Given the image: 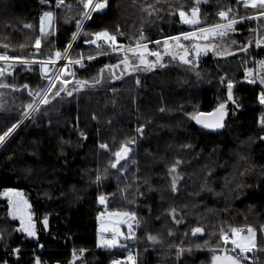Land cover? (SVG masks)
I'll return each instance as SVG.
<instances>
[{"label": "trees", "instance_id": "obj_1", "mask_svg": "<svg viewBox=\"0 0 264 264\" xmlns=\"http://www.w3.org/2000/svg\"><path fill=\"white\" fill-rule=\"evenodd\" d=\"M204 1L108 0L105 9L83 20L73 40L84 11L79 0H64L71 9L57 7L56 0H0V51L45 60L67 50L70 59L83 58L84 67H71L75 77L68 79V88L77 80L91 83L105 65L123 59L122 52H112L103 41L97 42L99 51L87 43L95 32L107 30L116 35L118 45L135 46L141 32L142 43L190 32L193 27L180 20L181 10L191 14L198 8L199 27L226 22L218 13L229 9V19L244 18L223 38L226 45L237 41L230 45L232 54L210 51L201 56L198 67L167 55L166 66L119 79H109L105 69L103 81L95 87L86 86L72 96L62 92L59 103L41 105L30 118L22 117L33 99L29 90L48 84L39 65L20 64L14 74L0 76V83L12 86L0 88V134L19 123L0 144V264H130L129 254L136 264H210V249H232L224 245L221 229L231 235V228L238 227L258 230V244L250 254L264 264V103L260 101L264 42L256 46V40L264 37V15L253 18L264 9L252 8L245 0ZM45 12H52L54 20L41 34ZM242 47L247 51H241ZM89 55L95 58L88 60ZM129 59L134 61L133 56ZM123 67L114 70L117 75ZM229 82L233 102L228 99ZM60 86L57 83L56 88ZM220 104L226 113L223 129H205L193 119L197 114L215 115ZM141 126L143 136L136 132ZM130 138L136 140L133 151L128 161H121L127 171L118 172L110 167L111 152ZM102 143L109 149H101ZM186 144L192 147H183ZM177 159L182 161L178 167L182 179L173 192L168 168ZM98 169L99 183L95 180ZM205 179L212 192L201 191ZM237 184L242 185L239 191ZM10 189L22 192L29 202L35 235L19 230L21 223L12 217L9 200L3 197ZM173 208L176 219L182 217L179 224L170 215ZM124 211L135 212L140 221L139 226L134 222V238H125L128 224H116L125 231L118 245L102 246L103 216ZM195 227H202L203 233L192 235ZM148 234L159 243L149 241ZM178 248L185 251L178 255ZM15 249L20 252L18 258ZM216 254L223 252L218 249Z\"/></svg>", "mask_w": 264, "mask_h": 264}, {"label": "snow or ice", "instance_id": "obj_2", "mask_svg": "<svg viewBox=\"0 0 264 264\" xmlns=\"http://www.w3.org/2000/svg\"><path fill=\"white\" fill-rule=\"evenodd\" d=\"M247 4H250L252 8H256L258 5L260 8L264 9V0H246ZM79 3L83 6V13H82V20H78L76 22V28H77V33L73 35V40L77 38L79 35L80 29L82 27V22L83 20L90 19L92 16L93 12L96 11H102L107 7L108 0H97V2L94 3V0H79ZM197 3H199V0H197ZM56 6H64L67 7L68 9H71V5H64V0H56ZM229 9L228 11H220L218 13L219 17L226 21V23H216L211 25L210 27H201L199 29L198 34L197 33H192V32H187V33H182L181 35L183 36L184 39H203V40H211L214 39L215 37H226L228 36L229 33L235 31V25L238 23V20L233 17L229 19ZM197 13H198V8L194 7L192 9V14L191 18H189L186 13L181 10L179 12L180 20L184 24H198L199 20L197 19ZM151 15V13H149ZM259 15H264V12H261ZM253 18H258V17H253ZM244 19V18H241ZM54 16L52 12H45L43 14V17L41 18L40 22V32L41 34H46V29L50 28L53 24ZM122 35V33H119ZM92 39L87 41V43L95 45L97 50H101V44L97 43L98 41H103L104 44L108 46V48L112 52H122L123 53V59L116 65H105L104 68H102L98 74L97 77H94L91 83L86 80H77L76 84L72 88H68L67 85L71 83L70 80L65 79V76L69 77H75V72L67 71V68L71 65L74 64H79L80 67H84V64L82 62L83 58L81 59H68V64L65 65L64 67H61L59 69L54 68L52 70V75L49 76V64L55 65L56 61L67 59L69 57V52L65 50V52L62 54L61 52L57 51L55 53V58L49 56L47 60L44 61H30L28 59H24L22 61L23 64L26 65H31V63H39V66L42 70V72L45 75V78L48 80V84L46 87L38 90H29V94L33 97L31 102H29L26 107L28 111L22 113L23 118H30L33 113L39 112L41 105H50L52 104V101H56L59 103L57 100L58 97H61V93L64 92L67 96H72L73 92L80 91L84 87H95L97 84L101 83L104 79V72L105 69L108 70V78L109 79H119L123 77L125 74H131L133 72H140V71H151L154 70L157 66H166L163 63V55H168L172 60H176L177 58L185 65H191L193 67H198V64L196 63L199 60V57L203 55H207L209 51L215 52L217 55H228L232 54L230 51V45H235L237 43L236 40H231L229 42V45H226L221 39L218 42H212V43H207V44H195L191 48L184 47L180 43V36L177 37H170L168 39L174 40L175 44L172 45L171 47L168 44V40L164 41V50L163 54L160 51H149L147 44H141L140 40L145 39L143 33L141 32L140 39L137 40L136 45L133 46H124V45H118L116 41V35L110 34L109 31L107 30H102L95 32L93 34ZM156 45H160V41H155L154 42ZM261 41L259 39L256 40V46H260ZM252 44V41L248 42V46L250 47ZM35 46L37 49L40 47V39H37L35 41ZM7 47V45H5ZM72 47L71 44L67 46L68 49ZM241 51H247L246 47H242L240 49ZM129 53L132 54L134 57V61L129 59ZM190 53H194L193 59H189ZM154 56L156 59L155 60H149L148 56ZM94 56L89 55L87 57L88 60L94 59ZM19 58L17 57H11L7 54H0V61H15ZM123 64V69L120 71L119 75L116 74L114 71L117 68H120V65ZM14 66L13 63H9L8 67L12 68ZM260 69L264 71V61L260 62ZM251 74V72L249 73ZM4 75V68L0 67V76ZM262 84H264V78L261 79L260 81ZM57 83H59L61 86L59 88H56ZM137 83L139 84V80L137 79ZM12 87L11 85L5 84V83H0V88H9ZM24 88H28L27 85L23 86ZM232 83L229 82L227 84V93H228V99L232 100ZM55 89V91H53ZM260 101L261 103H264V93L261 94L260 96ZM54 106V105H53ZM225 105L220 104L219 108L216 110V113L214 115V118L208 119L203 116V114H197L193 116V119L196 121L197 124L203 126L205 129H223L224 128V123L223 119L224 116L226 115L225 111ZM163 111V109H161ZM95 118V117H94ZM262 124H264V120L261 121ZM19 127V123L17 124H12L11 127H8L6 131L3 132V134H0V144H3L6 140V138L10 137L15 130ZM136 132L138 135L143 136V127H139L136 129ZM80 135L84 138L87 139L86 136H84L83 133H80ZM136 140L135 138H130L125 140L124 142L120 143L117 150L114 152H111V156L113 159L109 161L110 167L113 169H117L119 172L120 169H124V171H127L125 166L121 164V161H128L129 160V154L132 153L133 151V145H135ZM99 147L104 150L109 149L108 144H100ZM183 147L190 148L192 147L190 144H186ZM241 159H245V157H241ZM131 163L136 164L137 161L131 160ZM182 163L181 160L177 159L173 162L172 166L168 168V173L171 176V188L172 191L175 192L177 191V184L178 182L182 179L178 172V167ZM119 166V168H118ZM137 170H139L137 168ZM107 173V168L104 169V174ZM207 175H211V171ZM241 175H244V173H241ZM102 179V173L98 169L97 174L95 177V180L97 183H99ZM225 187L228 185V177H225ZM147 183V181H145ZM126 187H130V185H127ZM242 185L237 184L235 186V190L239 191L241 189ZM208 191L212 192L213 189L212 187L208 184L207 180L205 179L204 183L201 184V191ZM139 191V188L137 187V192ZM231 191V190H230ZM221 193L217 192L215 195L219 196ZM16 196H19V193H15ZM140 195H143L140 193ZM196 195H199V193H196ZM101 203L105 202V199L103 196L100 197ZM14 208L17 211H22L23 207L27 205L26 201L22 200H13L12 201ZM196 205H193L195 207ZM185 207H187L185 205ZM118 222H123L128 224V236L125 237L127 238H134L133 235V222L139 226L140 221L136 216L135 212H116L113 214ZM170 215L173 220L176 221V223H181L182 222V217L181 219H176V209H171L170 210ZM159 219V217H157ZM45 225L47 224V220L45 219L43 222ZM28 232V234L35 235L34 231L32 230V225L29 223V225L25 228L22 229ZM113 232V236L109 240H104L102 246L106 247H115L119 243V237L123 235L121 231L119 230L118 227H113L111 229ZM192 235H196L197 233H203L204 229L202 227H195L192 230ZM244 232V229L242 228H231V233L233 238H229V235L227 232H224L223 229H221V239L224 242V245L226 246L229 242L233 245V248L229 250L227 247L220 248V246H217V248H212L210 251L213 252L212 256V264H241V261L244 259H247V253L252 252L254 249H256V232L252 228L247 229V235H242ZM169 235H172L171 232H169ZM187 235V234H185ZM2 234H0V239H2ZM147 239L151 241L153 244L159 243L158 238L156 236H152L151 234H148ZM199 247V246H197ZM223 252L222 255L216 254L218 251ZM239 249V253L236 252V250ZM188 251H191V249H187ZM18 251V250H17ZM185 251L183 248H178V255L182 254ZM229 251L231 253L235 254H229ZM127 260L130 262V264H136L135 258L133 257L132 254H129ZM37 264L39 262L37 261ZM113 264H120L119 261H113Z\"/></svg>", "mask_w": 264, "mask_h": 264}, {"label": "rangeland", "instance_id": "obj_3", "mask_svg": "<svg viewBox=\"0 0 264 264\" xmlns=\"http://www.w3.org/2000/svg\"><path fill=\"white\" fill-rule=\"evenodd\" d=\"M95 2H97V0H94V3ZM245 2H246V0H245ZM247 3V2H246ZM248 5H250V4H248ZM186 15L189 17V18H191V14L190 13H186ZM259 16H263V15H256V16H254V17H258L259 18ZM258 18H256V19H258ZM238 20V22H240V21H242V20H244V19H237ZM224 23H226V22H224ZM187 25H189V26H191V27H193V29L190 31V32H192V33H197L198 34V32H199V29L201 28V27H199L200 26V20H199V23L198 24H187ZM83 26H84V24L82 25V27H81V29H80V31L82 30V28H83ZM50 28H47L46 29V32L49 30ZM180 37H181V39H180V43L184 46V47H187V48H191L193 45H195V44H197V43H199V44H207V43H212V42H218V41H220L221 39H223V38H225V37H223V38H221V37H215L214 39H211V40H203V39H196V38H192V39H184L183 38V36L182 35H179ZM175 37H177V36H175ZM228 37V36H227ZM170 38V37H169ZM165 40H168V44H169V46L171 47L172 45H174L175 44V41L174 40H170V39H168V38H165L164 40H159L160 41V44H162V45H156L155 43H151V42H140L141 44H147V47H148V50L149 51H160L162 54H163V50H164V41ZM260 41H261V43L262 42H264V37H262V38H260L259 39ZM136 45V44H135ZM134 47V46H133ZM4 52V51H3ZM39 52V50L38 49H36V53H38ZM69 52V51H68ZM210 52V51H209ZM70 53V52H69ZM132 54L131 53H129V58H131L132 56H131ZM203 55V54H202ZM201 55V56H202ZM166 54L165 55H163V63L164 64H166L167 62L166 61H168L169 59H167L166 58ZM201 56L199 57V59L201 58ZM193 57H194V53H190V55H189V59H193ZM55 58V56H53V59ZM36 59V58H35ZM38 59V58H37ZM68 59H70L69 57L67 58V60H66V63L63 65V67L65 66V65H67L68 64ZM148 59L149 60H155L156 58L154 57V56H151V55H149L148 56ZM171 59V58H170ZM39 60V59H38ZM59 61H63V60H59ZM59 61H56L55 62V65H53V64H49L48 65V68H49V73H48V75L49 76H51L52 75V70L54 69V68H56L57 67V65H58V62ZM174 61H180L178 58L176 59V60H174ZM199 61V60H198ZM198 61L196 62V63H198ZM181 62V61H180ZM73 65H71L70 66V68H67V71H70V69H71V67H72ZM40 67V66H39ZM40 71H41V73L44 75V73L42 72V70H41V68H40ZM251 71H249L248 72V74L250 73ZM134 73V72H133ZM251 74H252V72H251ZM250 74V75H251ZM45 76V75H44ZM65 79H70V78H72V77H69V76H65L64 77ZM74 86V85H73ZM72 86V87H73ZM6 140H7V138H6ZM6 140H5V142H6ZM15 193H19V196H16L15 195ZM3 197H5V198H7L8 200H9V204H10V207H11V215H12V217L14 218V219H17V220H19L20 221V223H21V225H20V227H19V230L20 231H23L22 229H25L28 225H29V223L31 224V219H30V217H31V210H30V207H29V202L26 200V198L24 197V194L22 193V192H20V191H18V190H15V189H10V190H7V191H5L4 193H3ZM13 200H22V201H26L27 202V205L26 206H24L23 207V209H22V211H17L15 208H14V206H13V203H12V201ZM114 213H108V214H105V216H103V217H105V219H102L101 221H100V227H99V232H100V234L102 235V234H105V233H107V232H109V231H111V229L114 227V225H120V227H122V225L124 224L123 222H118L117 221V218L113 215ZM125 224H127V223H125ZM32 225V224H31ZM133 226H134V222H133ZM238 228H242V229H244V232L242 233V235H247L248 233H247V229L249 228V227H238ZM250 228H252V229H254L255 230V232H256V245L258 244V230L256 229V228H254V227H250ZM122 233H125V231L123 230V229H121L120 230ZM229 238L231 239V238H233L232 237V234L231 235H229ZM228 245L229 246H231L232 248H233V245L229 242L228 243ZM18 249H15L14 250V253H15V256L18 258L19 256H20V252H19V250L17 251ZM237 250H239V249H237ZM229 254H232L231 252H229ZM262 254L264 255V251H262Z\"/></svg>", "mask_w": 264, "mask_h": 264}, {"label": "built area", "instance_id": "obj_4", "mask_svg": "<svg viewBox=\"0 0 264 264\" xmlns=\"http://www.w3.org/2000/svg\"><path fill=\"white\" fill-rule=\"evenodd\" d=\"M0 54H7V55H9V53H7L5 51L4 52L3 51H0ZM9 56H11V55H9ZM11 57H13V56H11ZM17 58H19V59L15 60V61H8V62H6V61H0V67L4 68V75L9 76V75L14 74L16 68L20 64H23L22 61L25 58H21V57H17ZM45 60H47V59H45ZM66 60L67 59H63V61H59L56 69H59V68L63 67V65L66 63ZM30 61H44V60L33 59V60H30ZM9 63H13L14 66L12 68H9L8 67V64ZM36 64L39 65V63H36ZM111 238H112V234L110 232H107V233L101 235V241H102V243H103L104 240H109ZM236 252L239 253V250H236ZM246 255H247L248 258L242 260L243 262H245L247 264H249V263L250 264H258L259 263V261H260V258L259 257L251 255L250 252L247 253Z\"/></svg>", "mask_w": 264, "mask_h": 264}, {"label": "water", "instance_id": "obj_5", "mask_svg": "<svg viewBox=\"0 0 264 264\" xmlns=\"http://www.w3.org/2000/svg\"><path fill=\"white\" fill-rule=\"evenodd\" d=\"M196 1H197V0H196ZM202 3H205V1H204V0H199V4H202ZM199 13H200V11L198 10V13H197V19H198V17H199ZM191 14H192V11H191ZM233 100H234V97H233V95H232V100H229V101H230V102H233ZM205 118L212 119V118H214V115H213V116H209V117H205ZM213 130H216V129H213ZM46 225H47V224H46ZM32 230L34 231L33 227H32ZM219 255H222V254H219ZM36 264H37V263H36ZM39 264H43V263L39 262ZM210 264H212V261H211ZM241 264H247V263L241 261Z\"/></svg>", "mask_w": 264, "mask_h": 264}]
</instances>
